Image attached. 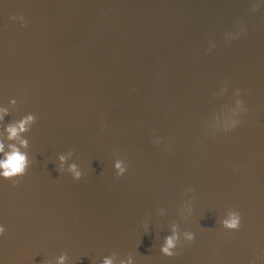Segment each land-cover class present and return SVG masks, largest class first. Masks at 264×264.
<instances>
[{"label": "water", "instance_id": "obj_1", "mask_svg": "<svg viewBox=\"0 0 264 264\" xmlns=\"http://www.w3.org/2000/svg\"><path fill=\"white\" fill-rule=\"evenodd\" d=\"M0 104L37 115L33 164L0 179V264H264L260 0H0ZM173 225L195 238L169 257Z\"/></svg>", "mask_w": 264, "mask_h": 264}, {"label": "clouds", "instance_id": "obj_2", "mask_svg": "<svg viewBox=\"0 0 264 264\" xmlns=\"http://www.w3.org/2000/svg\"><path fill=\"white\" fill-rule=\"evenodd\" d=\"M260 3H264V0H260ZM20 18L24 25V17L22 15L11 17L12 20H17ZM242 90L236 89V96L239 97ZM17 103L16 99L10 100V104L15 105ZM248 111L245 103L241 99L236 100V107L232 109L231 118L225 123V130H231L235 128L240 123V118L242 113ZM9 114V108L0 104V179L11 180L13 185L18 181L16 178L22 177L26 174L29 167L33 164V159L30 157L28 148L29 141L24 133L29 132L32 126L37 121V115L33 112H28L22 115L19 119L4 123V117ZM8 141V143H6ZM68 155H72L69 151ZM58 159L60 165L58 168L59 173L67 171L71 174L72 179L79 180L84 174L83 171L77 166V164L72 163L64 167V162L67 157L65 154H59ZM116 169H118L116 175L121 176L127 171V166L123 165L121 162L117 161L115 164ZM189 191H195L194 188H189ZM242 216L239 210L230 211L225 219L222 220V225L227 229L239 230L241 227ZM147 227V225H145ZM6 231L5 225L0 223V236H3ZM181 235L185 241L191 242L195 238V233L192 231H185L183 234L177 231L175 225L172 226L171 234L164 237V242L160 247V251L165 256H176L178 255L177 245L181 240ZM68 259L67 254L62 253L57 258V264H66ZM101 264H114V257L106 256L101 261ZM119 264H135L133 256L129 254L126 259L120 260ZM249 264H255L254 261H250Z\"/></svg>", "mask_w": 264, "mask_h": 264}]
</instances>
